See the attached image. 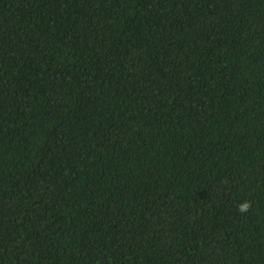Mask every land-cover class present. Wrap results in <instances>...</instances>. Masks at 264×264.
<instances>
[{"label": "trees", "instance_id": "obj_1", "mask_svg": "<svg viewBox=\"0 0 264 264\" xmlns=\"http://www.w3.org/2000/svg\"><path fill=\"white\" fill-rule=\"evenodd\" d=\"M0 264H264V0H0Z\"/></svg>", "mask_w": 264, "mask_h": 264}, {"label": "clouds", "instance_id": "obj_2", "mask_svg": "<svg viewBox=\"0 0 264 264\" xmlns=\"http://www.w3.org/2000/svg\"><path fill=\"white\" fill-rule=\"evenodd\" d=\"M250 209H251L250 201H245L238 205V211L242 214L248 212Z\"/></svg>", "mask_w": 264, "mask_h": 264}]
</instances>
